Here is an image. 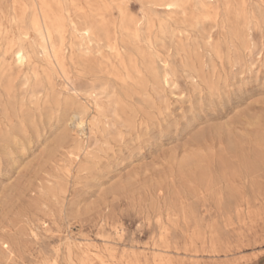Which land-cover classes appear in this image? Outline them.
Returning <instances> with one entry per match:
<instances>
[{"label":"rangeland","instance_id":"1","mask_svg":"<svg viewBox=\"0 0 264 264\" xmlns=\"http://www.w3.org/2000/svg\"><path fill=\"white\" fill-rule=\"evenodd\" d=\"M203 2L152 49L120 43L128 81L107 49L52 72L31 30L18 67L28 0H0V264H264V0Z\"/></svg>","mask_w":264,"mask_h":264},{"label":"bare ground","instance_id":"2","mask_svg":"<svg viewBox=\"0 0 264 264\" xmlns=\"http://www.w3.org/2000/svg\"><path fill=\"white\" fill-rule=\"evenodd\" d=\"M138 2L150 8L148 11L144 10L141 19L132 14L124 0H28V3L20 6V14L15 12L11 20V24L19 25L21 35L9 43L3 55H12L17 66H23L28 60L26 45L31 30L37 36L44 60L52 72L68 78L69 59L66 55L68 50L72 63L79 65L83 72L95 73L110 60L104 52V49H107L109 55L117 57L119 66L126 72V80L132 81L133 76L121 54L120 43L127 41L139 45L144 43L152 49L155 47L152 39L155 31L165 34L179 22L193 25L199 21L198 17L188 13L190 0H138ZM202 2L197 0L201 16L209 19L211 18L209 10L206 3ZM154 8L161 10L166 17L164 19L155 17ZM4 33L3 25H0V49L3 42L1 36ZM139 55L146 65L151 67L156 65L152 53H146L141 48ZM164 68L168 69L166 61ZM10 72L6 61L0 63L1 87L4 77ZM32 76L38 80L40 73L34 69ZM45 76L50 82L52 77L49 72L45 73ZM25 80L29 81L28 76ZM5 90L9 97L10 89L5 87ZM75 117L77 125L83 126L82 114L76 113Z\"/></svg>","mask_w":264,"mask_h":264}]
</instances>
